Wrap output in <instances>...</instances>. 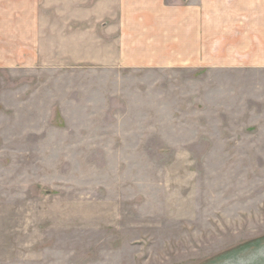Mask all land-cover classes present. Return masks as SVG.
Instances as JSON below:
<instances>
[{"label":"rangeland","instance_id":"1","mask_svg":"<svg viewBox=\"0 0 264 264\" xmlns=\"http://www.w3.org/2000/svg\"><path fill=\"white\" fill-rule=\"evenodd\" d=\"M0 71V264H264V68Z\"/></svg>","mask_w":264,"mask_h":264},{"label":"crops","instance_id":"2","mask_svg":"<svg viewBox=\"0 0 264 264\" xmlns=\"http://www.w3.org/2000/svg\"><path fill=\"white\" fill-rule=\"evenodd\" d=\"M52 63L162 72L264 68V0H0V71Z\"/></svg>","mask_w":264,"mask_h":264}]
</instances>
